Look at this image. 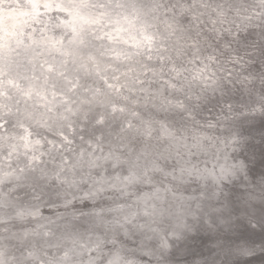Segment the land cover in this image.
I'll use <instances>...</instances> for the list:
<instances>
[{
  "label": "clouds",
  "instance_id": "9594fccd",
  "mask_svg": "<svg viewBox=\"0 0 264 264\" xmlns=\"http://www.w3.org/2000/svg\"><path fill=\"white\" fill-rule=\"evenodd\" d=\"M0 264H264V0H0Z\"/></svg>",
  "mask_w": 264,
  "mask_h": 264
}]
</instances>
